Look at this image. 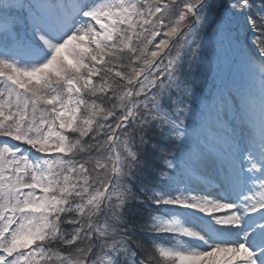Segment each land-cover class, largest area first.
Wrapping results in <instances>:
<instances>
[{
    "label": "snow or ice",
    "instance_id": "6c2138e0",
    "mask_svg": "<svg viewBox=\"0 0 264 264\" xmlns=\"http://www.w3.org/2000/svg\"><path fill=\"white\" fill-rule=\"evenodd\" d=\"M0 264H264V0H0Z\"/></svg>",
    "mask_w": 264,
    "mask_h": 264
},
{
    "label": "rangeland",
    "instance_id": "374dc122",
    "mask_svg": "<svg viewBox=\"0 0 264 264\" xmlns=\"http://www.w3.org/2000/svg\"><path fill=\"white\" fill-rule=\"evenodd\" d=\"M174 54V53H173Z\"/></svg>",
    "mask_w": 264,
    "mask_h": 264
}]
</instances>
